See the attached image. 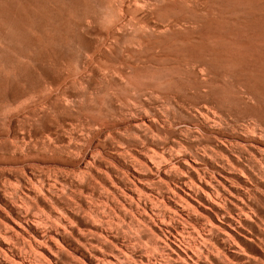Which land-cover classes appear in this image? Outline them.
<instances>
[{
  "label": "rangeland",
  "instance_id": "obj_1",
  "mask_svg": "<svg viewBox=\"0 0 264 264\" xmlns=\"http://www.w3.org/2000/svg\"><path fill=\"white\" fill-rule=\"evenodd\" d=\"M0 264H264V0H0Z\"/></svg>",
  "mask_w": 264,
  "mask_h": 264
},
{
  "label": "bare ground",
  "instance_id": "obj_2",
  "mask_svg": "<svg viewBox=\"0 0 264 264\" xmlns=\"http://www.w3.org/2000/svg\"><path fill=\"white\" fill-rule=\"evenodd\" d=\"M171 21V20H170ZM200 63V62H199ZM186 66H188V65H186ZM201 69V68H200ZM199 70V69H198ZM182 73V72H181ZM202 73V72H201ZM205 73V72H204ZM203 78V77H202ZM205 79V78H204ZM181 90V89H180Z\"/></svg>",
  "mask_w": 264,
  "mask_h": 264
}]
</instances>
